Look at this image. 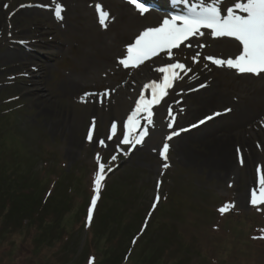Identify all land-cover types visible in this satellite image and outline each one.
Segmentation results:
<instances>
[{
    "label": "rangeland",
    "instance_id": "374dc122",
    "mask_svg": "<svg viewBox=\"0 0 264 264\" xmlns=\"http://www.w3.org/2000/svg\"><path fill=\"white\" fill-rule=\"evenodd\" d=\"M30 2L48 3V0H0V14L3 15L0 58L7 50L24 48L33 55L31 67L36 66L32 68L34 71L27 69L26 64L19 69L0 60L1 169L13 182L8 186L16 184L19 190H34L41 200L47 197L49 204L55 206L66 199L69 211L63 208L66 215H60L53 207L45 208L49 204L42 209L40 203L32 214L31 224L23 226V219L14 220L10 214L2 216L0 198V264H264V204L242 206L237 200L243 185L246 191L249 182L258 184V170H264V161L262 164L259 158L253 160L252 176L244 182L238 180L236 174L230 175L231 168L203 166L190 160L194 146L180 152L175 143L170 145L167 161L160 155L161 144L171 141L156 140L147 148L138 144L131 151V145L121 142L123 120L134 99L140 95L142 82L150 77L161 78L159 72L157 77L156 72L145 76L146 71L166 61L160 59L139 70V81L128 104L120 115L114 113L117 95L113 92L105 98L101 91L105 87L114 89L125 74L129 75L114 67L115 56L119 53H112L110 62L104 63L111 69L110 75L99 80L101 77L95 70L99 62L95 56L90 58L95 64L91 69L83 68L84 63L78 64L75 60L81 34L61 31V26L51 20V16L48 20L38 14L20 16V10H24L22 5ZM48 31H53L57 39H50ZM112 34H105V37L113 46L120 43L123 47L130 41V37L112 41L109 36ZM27 40L31 43L28 46L20 44ZM63 43L67 47L59 50ZM27 71H31L30 78L26 76ZM85 71L90 78L83 79L76 90H58L66 76H77ZM35 78L40 86L37 97L26 91L33 84L37 85ZM240 79L235 77L234 83H239ZM259 81L252 78L249 86ZM201 82L203 80H198L192 86L197 87ZM258 87L251 96L257 95L263 105L257 108L255 115L244 120L242 135L251 124L262 121L264 87H260L261 90ZM224 88L239 105L243 98L248 99V90L227 85ZM187 89L190 87L181 93ZM86 93L91 95L85 96ZM222 107H202L187 121H179L174 107L169 104L165 112L173 132ZM114 122L118 123L117 130L110 135ZM175 122L177 124L173 125ZM146 124L145 120L142 127ZM260 125L264 129V123ZM89 131L92 132L91 140L88 139ZM150 133L148 130V135ZM236 133L237 129L225 144L230 147L229 161L235 164L241 158L237 152L241 149L237 147L245 152L243 143L238 142L242 136ZM107 135L115 142L112 146L104 144ZM260 143L264 149L261 140L255 137L251 146L261 152ZM198 147L202 150L205 146ZM244 155L242 152L243 159ZM100 163L105 165L106 179L101 186L93 226L87 232L89 221L84 226V212L95 190ZM164 163L169 167L164 168ZM66 172H70L68 177ZM158 180L162 181L160 188ZM156 192L161 199L157 207L152 208ZM226 205L231 206L230 210L221 213L219 210ZM46 222L49 225L43 226ZM143 222L147 226L137 238L130 260L119 263Z\"/></svg>",
    "mask_w": 264,
    "mask_h": 264
},
{
    "label": "bare ground",
    "instance_id": "6f19581e",
    "mask_svg": "<svg viewBox=\"0 0 264 264\" xmlns=\"http://www.w3.org/2000/svg\"><path fill=\"white\" fill-rule=\"evenodd\" d=\"M60 3L64 6V12L62 13V26L61 31H69L72 34L80 33L79 36V52L76 54L75 60L78 61V64H83V68L91 69L95 64L90 60L92 56H95L98 59V64H96V72L99 73L102 80L104 74H107L110 71L109 67H106V61L110 62L111 54L121 52L123 55L125 50H123L120 45L113 46L110 44L109 39L105 37V33L99 29L97 22H92L91 18H94V11L88 8V3L86 0H59ZM106 3H109L112 9V17L114 18L115 25L114 29L112 28L113 24L107 22V32H112V35H109L114 41V38L121 40L122 38L129 36L131 32H133L140 24L142 20L150 21L156 20L152 16H144L140 17L138 15H134L133 13H128L127 9L119 3L118 0H104ZM233 0L227 1V5H231ZM38 17L44 16L46 19L48 18L47 11L39 12L37 8H30L20 10L19 15H36ZM72 14V16H71ZM69 17H72V20H68ZM51 20H54L53 17H50ZM117 19V20H116ZM48 20V19H47ZM94 20H97L96 18ZM42 21L43 20H39ZM98 21V20H97ZM0 23H3V15L0 14ZM43 24V23H42ZM69 26V28H68ZM22 33V31H21ZM49 38L52 40H56L57 37L53 34V31H48ZM84 33V34H83ZM39 33H37L38 35ZM206 39L209 49L215 58L227 59L234 52L235 48L239 47V44L231 39L226 38H213L212 36L204 37ZM28 46L31 44L28 40L24 41ZM21 45L23 42L20 43ZM67 47V46H66ZM65 43L61 44L59 50H64ZM218 51H222L224 55H220ZM57 51V50H56ZM125 56V55H124ZM0 60L5 61L7 64L15 65V67L19 69H23L24 64H26L27 69H35L36 66H32L33 64V55L31 52L27 51L24 48L12 49L3 52ZM23 60L26 62L23 63ZM205 61V60H204ZM44 64V62H42ZM30 65V66H29ZM205 65V64H204ZM210 65V66H209ZM209 65H205L202 71H192L187 75H184L183 72L180 75L183 77L182 79H178L174 83V87L168 90V95L165 96L158 105L154 107V115H153V124L150 125L151 133L150 135L145 137V140L141 144L142 148H147L153 141L162 140L168 141L170 143L169 146H175L181 152L182 149H186L187 147L194 146V152L189 155V159L191 158L196 162L200 163L203 166L210 165L212 167L217 168H231V174H236L238 180L240 181H249L246 178H250L252 176V165L251 163L255 158H259V162L263 164L264 161V149L262 144H259L261 147V152L255 151V149L251 146V141L256 137L257 140H261L264 145V129L261 128V125L257 122L256 124H251L250 129L241 134V128L243 126V122L245 119H249L253 115L257 113V108L263 105V102L259 100L257 95L251 96L257 86L259 90L260 87H264V81L260 80L258 83H255L253 86L250 85L249 75H242L243 77L238 81L239 83H234V76L231 74V70L226 67H219L214 63H210ZM207 67V68H206ZM33 68V69H32ZM157 67L150 71H146L145 76H152ZM31 71H27L26 76L30 78L32 75ZM202 72V73H201ZM42 74V73H41ZM156 77L158 73H156ZM191 74H196L200 79L205 81V87L202 89L193 88L189 93L181 91L186 89L187 87L191 88L193 85L194 78L190 76ZM140 75V74H137ZM94 77V75H93ZM98 77V76H97ZM139 77V76H138ZM90 76L87 75L86 71L82 72L80 75L74 76H66L62 84L59 86L58 90H64L65 88H71L76 90L78 85L82 83L83 79H89ZM260 78V77H255ZM37 78L34 79V82ZM152 80L151 77L148 78ZM158 79H161L160 77ZM252 79V78H251ZM156 80V79H155ZM145 85L147 83H144ZM39 84L33 86L31 88H27L29 95L39 96L40 94V86ZM229 86L233 88H238L241 90H248V99L244 98L239 105L233 97H231L228 91L224 88V86ZM136 88V80L134 82L129 81L125 83L124 86L120 87L118 91L115 92L117 95L116 107L114 113H118L120 115L121 110L126 107L128 104L132 91ZM150 90L143 91L144 94L148 93ZM50 93L49 95H51ZM48 97V96H46ZM247 100V101H246ZM263 101V100H262ZM169 104V106L174 107V113L176 116H179V121H187L191 117H193L194 112L200 110L202 107H212V106H221L222 108L217 109L219 115H216L208 121L206 124L199 128L191 129L188 133H182L179 137L173 136L171 140H166V138L171 135V127H169L168 119L166 118L165 108ZM101 106V105H99ZM229 108V113L224 114L223 110ZM94 109L97 106L93 107ZM215 111V112H216ZM237 129V135H241L238 142H242L244 159L243 164L237 163L235 164L232 160H230V147L226 146V142H229V138L231 137V133ZM104 144L108 146H112L114 140L110 138L109 135L104 136ZM161 144V143H160ZM164 142L161 144L163 147ZM240 144V143H239ZM199 145H204L205 147L200 150ZM225 145V146H222ZM241 145V144H240ZM170 148V147H169ZM236 149V146H235ZM242 150V147H241ZM236 152V150H235ZM242 154L241 151H239ZM187 159V156H186ZM256 164H254L255 166ZM264 165V164H263ZM236 172V173H235ZM235 175V176H236ZM246 180V181H245ZM248 189L244 191L241 187V193L238 194V202L242 206L251 205V192L255 188L258 191L259 185L253 182H249L247 184Z\"/></svg>",
    "mask_w": 264,
    "mask_h": 264
},
{
    "label": "snow or ice",
    "instance_id": "6c2138e0",
    "mask_svg": "<svg viewBox=\"0 0 264 264\" xmlns=\"http://www.w3.org/2000/svg\"><path fill=\"white\" fill-rule=\"evenodd\" d=\"M134 8L141 14H146L149 8L141 0H128ZM187 3L188 0H183ZM224 0H199L196 4L189 5V14L174 15L165 18L162 24L157 27H150L139 33L132 43L126 46V56L119 60L124 67H139L145 61L164 53L170 60L173 58L174 49L180 48L182 44L196 36H203V29L210 30L213 38H231L239 42L241 51L234 58L227 59L207 56L206 59L219 67L234 69L240 74H251L260 76L264 74V0H233L232 6L222 11L221 5ZM7 7V5H5ZM98 14V21L101 26L107 27V21L111 18L108 11L104 10L99 3L95 5ZM64 6L56 3L54 15L57 19H63L62 13ZM191 47L190 43L185 44ZM204 47V45H200ZM194 62H199L200 53L192 57ZM155 71L162 74L159 80H153L144 85L145 90H150V98H146L142 93L135 106V110L127 118L126 133L123 135V144L131 145L133 148L142 144L144 137L148 135V128L141 127L142 120H146L147 125L153 124V106L158 105L161 100L168 95V90L174 87L175 81L182 79L181 72L187 74L191 71L185 64L175 61L160 66ZM204 85H201L203 87ZM91 95L86 93L85 96ZM82 100L84 97L81 98ZM171 115V111L169 112ZM214 115H219L215 113ZM212 116L206 117V120L212 119ZM174 121V117H173ZM205 120L199 121L203 124ZM172 127V123L168 125ZM193 125L192 127H196ZM137 129L139 131L137 132ZM117 126L112 125V133L115 134ZM180 131H184L181 129ZM179 135V132L173 131L166 140H171L173 136ZM111 138V137H110ZM88 139H92V132L89 131ZM103 144V141H101ZM169 144L165 142L160 155L164 161L168 160ZM100 157L97 156V160ZM113 160L116 156L112 157ZM243 164V157L240 158ZM164 168L169 167L164 163ZM111 169H109L110 171ZM258 191L253 189L251 192V204H264V170H258ZM105 165L99 164V170L95 177V193L91 201V207L88 212V221L91 222L92 210L96 206L99 198L102 181L105 179ZM160 197H156L159 202ZM155 207V204L153 205ZM231 206H224L219 211L225 213Z\"/></svg>",
    "mask_w": 264,
    "mask_h": 264
},
{
    "label": "trees",
    "instance_id": "16d2710c",
    "mask_svg": "<svg viewBox=\"0 0 264 264\" xmlns=\"http://www.w3.org/2000/svg\"><path fill=\"white\" fill-rule=\"evenodd\" d=\"M1 166V164H0ZM70 174V172L67 173V177ZM1 175L3 176L2 172H1V167H0V180H1ZM10 181L9 178H7L6 176H3L1 184H0V195L2 196L3 199L9 198L12 203V206L10 208V213L11 214H15L18 216H29L32 214V212L34 211V209L36 208V204H37V198L35 196V194L33 193H28V192H14L13 190L9 189V188H5V184ZM58 204L62 205L61 207H59V205H56L54 203L49 204L50 207H53L55 209V211L57 210L58 213L61 214H65L62 212V209L64 208L66 212L69 211V208L67 207V200H60V202H58ZM105 209V208H104ZM63 215L61 217H63Z\"/></svg>",
    "mask_w": 264,
    "mask_h": 264
}]
</instances>
